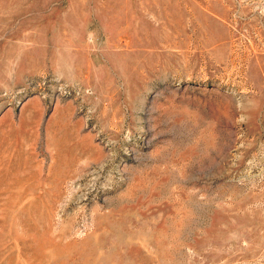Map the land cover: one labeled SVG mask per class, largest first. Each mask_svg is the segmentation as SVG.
Instances as JSON below:
<instances>
[{
    "label": "rangeland",
    "instance_id": "374dc122",
    "mask_svg": "<svg viewBox=\"0 0 264 264\" xmlns=\"http://www.w3.org/2000/svg\"><path fill=\"white\" fill-rule=\"evenodd\" d=\"M0 264H264V0H0Z\"/></svg>",
    "mask_w": 264,
    "mask_h": 264
}]
</instances>
